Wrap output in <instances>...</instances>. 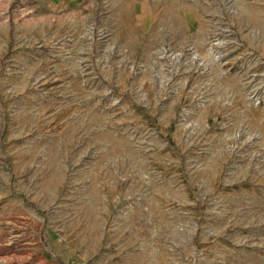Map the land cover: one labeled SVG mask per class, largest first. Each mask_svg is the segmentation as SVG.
Instances as JSON below:
<instances>
[{"label": "rangeland", "instance_id": "rangeland-1", "mask_svg": "<svg viewBox=\"0 0 264 264\" xmlns=\"http://www.w3.org/2000/svg\"><path fill=\"white\" fill-rule=\"evenodd\" d=\"M0 264H264V0H0Z\"/></svg>", "mask_w": 264, "mask_h": 264}]
</instances>
